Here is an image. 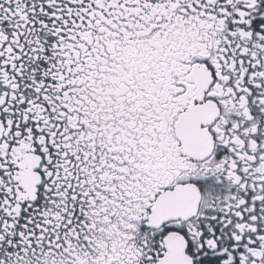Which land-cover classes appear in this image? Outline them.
<instances>
[{
    "label": "snow or ice",
    "instance_id": "obj_1",
    "mask_svg": "<svg viewBox=\"0 0 264 264\" xmlns=\"http://www.w3.org/2000/svg\"><path fill=\"white\" fill-rule=\"evenodd\" d=\"M0 264H264V0H0Z\"/></svg>",
    "mask_w": 264,
    "mask_h": 264
}]
</instances>
